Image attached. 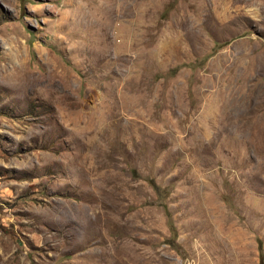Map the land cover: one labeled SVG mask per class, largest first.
<instances>
[{
	"label": "rangeland",
	"instance_id": "rangeland-1",
	"mask_svg": "<svg viewBox=\"0 0 264 264\" xmlns=\"http://www.w3.org/2000/svg\"><path fill=\"white\" fill-rule=\"evenodd\" d=\"M261 253L264 0H0V264Z\"/></svg>",
	"mask_w": 264,
	"mask_h": 264
},
{
	"label": "trees",
	"instance_id": "trees-1",
	"mask_svg": "<svg viewBox=\"0 0 264 264\" xmlns=\"http://www.w3.org/2000/svg\"><path fill=\"white\" fill-rule=\"evenodd\" d=\"M151 184H152L153 188L155 189V191L158 192L159 187L156 185V183L152 182ZM166 214H167L168 217H170V213L168 212L167 209H166ZM173 228H174V229H173ZM172 234H173V237H172L173 241H172V242H173V244H174V242H175V238H176V236H177V232H176L175 227H172ZM260 248H261V246H260V244H259V249H260ZM260 263H261V264H264V255H263V253H261V255H260Z\"/></svg>",
	"mask_w": 264,
	"mask_h": 264
}]
</instances>
